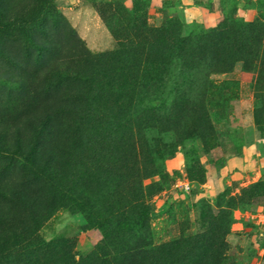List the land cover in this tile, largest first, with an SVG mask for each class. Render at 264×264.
I'll use <instances>...</instances> for the list:
<instances>
[{"label":"rangeland","instance_id":"rangeland-1","mask_svg":"<svg viewBox=\"0 0 264 264\" xmlns=\"http://www.w3.org/2000/svg\"><path fill=\"white\" fill-rule=\"evenodd\" d=\"M31 1L0 0V264H131L118 250L176 240L184 263L264 264V27L228 67L187 57L190 104L156 108L150 85L173 38L264 0H42L25 20ZM143 208L110 242L88 220Z\"/></svg>","mask_w":264,"mask_h":264},{"label":"trees","instance_id":"trees-1","mask_svg":"<svg viewBox=\"0 0 264 264\" xmlns=\"http://www.w3.org/2000/svg\"><path fill=\"white\" fill-rule=\"evenodd\" d=\"M224 2L220 3V24L214 32H199L192 38L189 36L177 39L172 37L173 42L168 45L169 48L166 51V55H164V60L162 62V66L166 68V71H163V73L158 76H151L150 85L152 86H161L166 83V90L160 89L161 91H159L156 94L157 96L154 97L158 98V105L156 108H159L167 101V99H182L181 102L184 105L191 103L187 95L183 93L186 87L191 89L192 82L195 80V74L192 71L194 63L192 64L193 66H190L187 60L188 56L196 55L198 57L207 58L204 51L207 45V47H209L210 58L213 55L218 58V60L215 61V64L214 62H210L211 65H220L224 68L228 67L232 60L230 61V59H225L224 56L221 55L223 48L227 49L228 47H233L232 49L237 50V46H240L245 39L251 40L254 43L257 41L259 43V38L262 36V32L260 34V31L264 27V18L256 17L253 21H244L238 17H234L232 14H228L227 10L224 11ZM41 4L42 0L31 1L26 10L22 13L24 19L32 20L33 18H30V16L38 7H40ZM168 33L170 34L169 31ZM136 95L143 96V100L146 101L143 91L136 90ZM147 110L153 112L156 109L152 107V105H149ZM64 111L69 115H76L78 117L77 112H75L72 108H65ZM39 130L40 127L36 132L39 133ZM86 206L89 210L92 205L87 203ZM146 217L147 210L143 208L137 216L133 218L127 216L117 217L115 219L111 218L113 219V224H110L103 216L97 217L91 215V211L89 212L88 220L99 231V241L110 242L114 238H117L120 233L144 228ZM178 248H180V243L176 240L171 243H164L160 245L147 243L143 248L145 250V254L142 258L137 257L140 253L139 249H121L118 250V254L123 261H130L129 263L131 264H191L187 260L185 263L182 262L180 250H178ZM186 258L189 260V257Z\"/></svg>","mask_w":264,"mask_h":264}]
</instances>
